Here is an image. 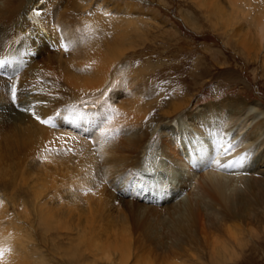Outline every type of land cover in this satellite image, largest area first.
I'll return each mask as SVG.
<instances>
[{
  "label": "bare ground",
  "instance_id": "obj_1",
  "mask_svg": "<svg viewBox=\"0 0 264 264\" xmlns=\"http://www.w3.org/2000/svg\"><path fill=\"white\" fill-rule=\"evenodd\" d=\"M39 1L0 0V61H3L0 65L5 64L4 66L7 65L6 67L10 69L16 68L22 71L28 67L31 68L30 70L47 74L48 68L45 67L51 64L54 66L55 73L56 69L62 70L60 71L63 73L62 79H65L73 88L66 84L62 85L73 93L69 97L70 100L56 97L58 95L53 98L50 97L51 95L44 94L43 97L48 98L47 100L43 98L40 102L41 104L47 102L45 105L32 108H27V106L23 108V105H20L18 112L15 113V110L6 104L7 100L1 98L0 123L7 122L9 126L12 125L17 129V131L12 130L13 133L10 135L13 141L18 140L31 147H36L38 144L49 146V143L53 142L55 145L63 146L66 151L74 149L78 155L80 153L79 157L75 156L79 158L76 159V163L70 157L77 166H73L74 168L69 172L66 168L65 174H67H62L64 182L61 183L63 186L68 185L70 190L74 189L72 193L74 196L81 197L80 201L83 200L84 204L82 209L65 208V205L61 206L62 204L57 207L51 205L53 198H56L58 188L55 183L47 182L46 178L39 180L40 178L37 177L32 193L34 216L30 224L31 235L33 233L35 239L39 238L46 248L50 240L60 238L65 241L68 239L70 244L80 246L82 250L99 252L104 256L102 259L109 263L112 262L110 260L112 256L120 259V261L117 260L120 264H124L131 251L133 240L153 244L160 237L161 245L166 247L172 243L171 235L177 241L181 236L187 235L188 237L192 233H198L210 248L212 258L208 260L209 264H229L228 262L235 261L238 257L234 248L248 245L239 228H244L241 227L243 223L247 227V215L255 210L256 183L258 182L264 188V105L259 101L247 103L237 98L238 96L236 98L228 96L218 101L213 100L199 105L186 112H180L172 124L155 120L156 124L148 125L144 120L148 107L142 106L135 99L127 101L128 105L124 107L123 104L118 105V102V104L110 102L111 100L109 101L105 94L102 95L109 85L116 83L117 76L120 75L117 68L112 69L111 66L123 57L119 49L115 52L116 45L119 44L122 47L127 45L126 30L122 28L127 24L125 23L126 18L119 16L121 18L115 22L122 26L118 43L115 38H109L107 33L106 35L102 32L104 35L98 36L97 33L100 31L97 25L99 24H89L91 32L94 31V35L97 34V36H94L92 40H89V37L82 47H79L77 42H72L74 37L65 48H70L72 55L68 57L66 55L67 58L61 60L60 52L65 47L64 42H61V36L65 34L72 38L80 29L78 30V27L75 30V26L65 20V22L59 20L54 22L53 10L51 14L46 11L44 14L48 2L39 3ZM48 1L54 4L59 2V0ZM195 1L203 2L202 4L208 7L207 11L212 15L211 25L214 30H222L223 35L229 36L226 44L233 55L238 57L239 54L247 60L253 59L257 62L260 54H263L260 61L264 77V0H225L227 2L225 7L212 5V2H220V0ZM124 7V12L133 11L131 6ZM37 11L39 15L36 14ZM92 17L97 16L92 15ZM28 18L34 20L35 25L33 23L32 28H27ZM97 18L96 21H98ZM79 21L81 22L80 19ZM232 27L234 30L231 32ZM22 31H25L24 36H22ZM100 38L106 41L102 43ZM16 41L20 42L16 44ZM31 51L35 54L31 55ZM38 55H42L46 66L44 63L41 65L35 63L34 58ZM63 63L69 65H67L68 71L63 70ZM41 67H44V70H40ZM56 74L54 78L62 80ZM12 78L9 82H12ZM45 78L49 79L47 75ZM34 81L38 84L35 78ZM17 98L19 99V96ZM27 102H30V99L25 103ZM180 107L181 105L175 104L165 114L172 113ZM28 112L29 115H27ZM31 112H36L34 113L35 118V114H39L42 120H48L49 123L42 125L35 121L32 122L30 116L33 113ZM66 121L75 124L74 128L85 136L80 137L76 134L80 137L79 139L74 134L64 133L65 129L59 132L52 131L55 129L52 124L64 125ZM90 133L93 134L91 139H88L87 136ZM9 146L10 142L3 145L5 149ZM33 148L30 150L32 151ZM34 150L37 149L34 148ZM64 154L66 152L62 155ZM45 155L43 154L41 159L48 161ZM51 160L53 163V159ZM234 161L239 162L234 163L232 167L217 166V162L227 165ZM64 162L60 164L63 165ZM64 175L69 178L65 179ZM42 183L40 189L38 185ZM48 183L51 184L49 185L51 189L53 187L50 191L46 186ZM46 189L48 192H45ZM51 192L52 194L49 195ZM46 197L51 200H45ZM113 207H116L114 213ZM225 219L234 221L232 227L221 229L223 234H214L211 231L214 223ZM9 222L11 231L0 234V253H2L0 264H14V238L5 239L7 235L14 237V225L11 221ZM251 228H247L249 242L254 240ZM15 240L21 242L20 238L16 237ZM30 248L33 252L31 256L37 260L33 264H40L44 254L35 244H32ZM71 253L74 255L76 252L71 251ZM136 254L138 253L135 252L134 255ZM190 259L193 261L194 258ZM158 262L160 264V261ZM164 263L166 264L165 261Z\"/></svg>",
  "mask_w": 264,
  "mask_h": 264
},
{
  "label": "rangeland",
  "instance_id": "obj_2",
  "mask_svg": "<svg viewBox=\"0 0 264 264\" xmlns=\"http://www.w3.org/2000/svg\"><path fill=\"white\" fill-rule=\"evenodd\" d=\"M81 1L83 0H59L61 5L59 2H55V4H57L55 5L54 2H49L48 0L39 1V3L48 2L47 6H45V8L47 7L48 9L46 8L44 10V14L45 11L46 13L49 12L51 14V11L53 10V12L55 13V16H53L54 22L58 20L62 22H70V24L72 23V25L75 26V30H77L78 27V30H81H79L80 33L76 31L77 35L75 34L76 36L74 35L72 38L65 34L64 35L66 36V38L64 35L63 37L61 36V42H64L65 45V47H63L64 51L61 50L60 52L61 60L66 59L68 56L72 55V50L70 48H65L68 47V42H71L74 37L75 39L72 42H77V45L79 47L84 46L89 37V40H92L94 36H97V34L98 36H101L106 33L108 34L106 35L109 36V38H115L116 42L118 43L122 26H119L118 23L115 22L119 21L118 19H120L121 17L126 18V27L124 26L122 28L126 30L125 36L127 37V39L125 42L127 43V45L123 47L119 44L116 45L117 48L115 49V52H118L119 49V51L123 53V57L120 61H118V63H114L111 66L112 69L114 67L117 68V71L120 73V75L119 77L117 76L118 80L115 83L116 85H109L107 87V90H105L102 95L105 94V96H107V99L109 101L111 100L110 102L114 104L119 103L118 105L123 104L124 107L128 105L127 101H131L133 99L140 102L142 106L148 107L144 117V120L148 123V125H151L152 123L156 124V122L160 121L171 122L170 124H172L174 122V118L178 113L183 111L186 112L199 105H204L205 103L213 100L218 101L227 98L228 96L230 98H236L238 96L237 98L247 103L259 101L262 105H264V77L262 76V65L260 61L263 58V54H260L257 62L253 59L247 60L244 56L242 57L239 54L238 57L233 55L231 49L226 44V40L229 38V36L223 35L222 30H214L211 25L212 15L208 13V7H205L204 4H202L203 2H196L195 0ZM80 4L83 5L81 6ZM213 4L225 7L227 2H225V0H220V2H212V5ZM51 5L53 7H51ZM57 6L61 11L58 10ZM124 6H131V8H133V11L124 12ZM63 9L66 11H64ZM62 11L64 12L62 13ZM75 13L78 16H76ZM87 14L89 15L87 16ZM92 15L97 16L98 18H100V20L102 19L101 22L97 17H92ZM119 16L121 17L119 18ZM157 16L158 18H156ZM96 18L98 21H96ZM79 19L81 20V22L79 21ZM77 22L80 24V26H78L79 24ZM109 22L113 23L110 24ZM33 23L34 20L28 18L27 28H32L35 25V23L34 25H32ZM89 24H99L97 25V27L98 31L100 32L94 35V31L91 32V28L88 26ZM111 25L112 27H110ZM113 25L116 26L114 27ZM85 29H88L89 31H85ZM233 30L234 27L231 28V32ZM24 32L25 31H22V36H24ZM82 32L85 34H83ZM55 36L57 37V35ZM104 41H106V39L104 38L100 40V42L102 43ZM18 42L20 41H16V44ZM62 52H64V54ZM27 54H29V51H27ZM30 54H35V52L31 51ZM63 56L64 58H62ZM34 59L35 63L39 65L44 63L45 65L42 55L35 56ZM4 65H0V82H2L0 83V100L1 98H4L5 101L7 100L6 104L8 105V107L15 110L14 113L18 112V108L20 107V105H23V108H25V106H27V108H32L33 106L35 107L37 105H45L47 102H45L44 104H41L40 102L41 100L43 101V96L45 95H51L50 97L53 98L58 95L56 97H64V100H70L69 97H71L73 91L67 90L63 85L66 84L70 86L71 84L69 85L65 79H62L61 76L63 75V73L60 72L62 70L58 71L59 69H56V73H58L56 74L53 70L54 66H52L51 64L50 66L45 65V68H48L47 74L44 72L30 70L31 68L29 69L28 67L24 68L22 71L16 68L10 69L6 67L7 65ZM67 65L68 64L63 63V70L68 71L69 65ZM42 69L44 70V67L40 68V70ZM55 74L58 75L59 78L61 77L62 80L55 79ZM46 75L49 79L45 78ZM124 75L125 77H123ZM11 78L12 82H15L14 84L12 82H9L11 81ZM29 78H31L30 80L32 81H30ZM34 78L35 80H37V83L39 85L36 84ZM3 79L6 82H4ZM25 79L29 82H27ZM29 83L31 84L29 85ZM32 85H34V87ZM70 87L73 88L72 86ZM13 88L16 89L15 95L17 97L19 96V99L16 96L15 99H13ZM32 91L35 93L33 94ZM28 98L30 99V102L25 103L26 100H29ZM47 98L48 97L44 99L47 100ZM18 103L20 104L18 105ZM175 104L181 105V107L178 109L179 111L176 110L172 113L165 114V112H169L171 107ZM140 110H142V108H140ZM26 111H24V113ZM31 113H33L30 116L32 122L35 121L38 124H44L40 122L42 121V119L39 114H35V118L34 113L36 112ZM27 115H29V112L27 113ZM33 116L35 119L33 118ZM37 117H39L40 119H37ZM26 125L28 126L29 122L26 123ZM73 125L75 124L66 121L64 125L52 124L53 128L55 129H53L52 127L51 128L54 132L63 131L65 129L63 132L68 135L74 134V136L77 137L85 136L81 135V133L77 129H75ZM8 126L9 123L7 122L0 123V234L3 235L11 231V227L9 226L11 225L9 221H11L14 225V237L8 236L6 234L7 236L5 239L14 238V264H33L35 261H37L34 260V258L31 256L33 254V252L31 251L32 248H30L32 244H35L42 252V254H44V257H42V261L40 262V264H120V259H118L117 257L113 258L112 256H110V260H112V262L109 263L102 259V257L104 256L99 252H93L91 250L85 249L82 250V247H77L70 244L68 239L65 241H62V239L60 238L54 239L52 241L50 240L49 246L46 248L44 244H41L39 238L35 239L33 233L31 235L30 224L31 218H33L34 216V213H32V193L34 191V186L36 185L35 182L37 181V177L40 178L39 180H45L46 178L47 182L49 181L56 184L58 192L55 195L56 198H53L54 200H52L53 202L51 205H55V207H57L62 204L61 206L65 205V208H83L82 206L84 204V201H80L81 197L74 196V194L72 193L74 189L70 190V187L68 185H62V183L64 182L62 174H65L66 168H68L67 172H69L70 170H72V168L77 166V164L74 163H76V159H79L78 157L81 154L79 153L78 155L74 149L66 151L63 146L58 144L55 145L52 141V143H49V146H45L43 144V146H41L40 144H38L36 147L28 146L24 143L19 142L18 140L13 141L11 140L10 135L13 133L12 130L17 131V129H15V127L12 125H10L9 127ZM76 134H79V136ZM92 134L93 133H90V135L87 136L88 139H91ZM4 142H10V146L8 149H5L3 147V145L5 144ZM15 143L19 145L17 146ZM53 146H55L56 148H53ZM24 147L25 149H23ZM33 147L38 151H35ZM32 148L33 150L31 151L30 149ZM56 149L60 152H57ZM48 151H50L53 155ZM63 151L66 152V154L62 155L64 153ZM71 151L72 153H70ZM45 152L48 153V155H45ZM49 153L52 156H50ZM43 154L47 156V159H49L48 161H44L43 159H41V156ZM72 154L73 156H71ZM65 155L69 156L65 157ZM54 156L58 159L56 158V160ZM75 156L78 157L76 158ZM70 157H72L74 163L71 161ZM51 159H53V163L56 161L54 163L55 165L51 163ZM57 161H59L60 163L63 161L65 162L62 165ZM44 174L46 175V177ZM64 178L68 179L69 177L65 176ZM42 185L43 183L41 185H38V187L40 188ZM49 185L51 184H46V186L48 187ZM52 189L50 187L48 188L49 191ZM45 192H48L47 189ZM255 192V210L247 215V227L243 223L241 227L244 228H239V231L241 230V234L244 237V241L248 243V245L238 246V249L234 248V252L238 258H236L235 261L228 262L229 264H264V188L259 185L258 182L256 183ZM51 194L52 192L49 195ZM77 197L79 198V200L77 199ZM46 199H48V197H46L45 200ZM49 200L51 199H48V201ZM115 210L116 207H113V213L115 212ZM25 215H27L28 217ZM220 222L216 224L214 223V226L211 229L214 234H223L222 231L228 227L231 228L232 223H234V221L230 219L220 220ZM226 222L228 223V225H226ZM247 228H251L254 235V240L252 242H249L250 238ZM19 229H21L20 232ZM16 237L20 238L22 243L15 240ZM157 239L156 242H153V244L143 243L137 239L133 240L134 243L132 242L131 244V251L128 254V257L126 256L127 258L126 261H124V264H159L158 261H160V264H165L164 261L166 262V264H202L204 262L205 264H209L208 260L212 258L210 248L209 246H207L208 244L205 243L203 237L198 233H192V235L188 237L187 235L181 236L177 241H175L176 239L173 235H171L172 243L166 245V247L161 245L160 237H158ZM60 240L62 243L60 242ZM71 251L76 253L73 255ZM171 251L173 254L171 253ZM205 251L209 252L207 253ZM135 252L138 254L134 255ZM137 255L140 257H138ZM192 257L194 259L196 258L197 260L193 259L192 261V259H190ZM185 259H188V261H186Z\"/></svg>",
  "mask_w": 264,
  "mask_h": 264
},
{
  "label": "snow or ice",
  "instance_id": "obj_3",
  "mask_svg": "<svg viewBox=\"0 0 264 264\" xmlns=\"http://www.w3.org/2000/svg\"><path fill=\"white\" fill-rule=\"evenodd\" d=\"M36 14L39 15V11H37ZM0 63H3V61H0ZM12 96H13V99H15V89H14V88H13V90H12ZM81 118L83 119L84 117H81ZM37 119H40V118L37 117ZM41 122H42V123H49L48 120H42ZM241 159H243V158H241ZM238 162H239V161L230 162V163L227 164V165H222V164H220L219 162H217V166H218V167H221V168H224V167H232L234 163H238ZM0 254H2V253H0Z\"/></svg>",
  "mask_w": 264,
  "mask_h": 264
}]
</instances>
